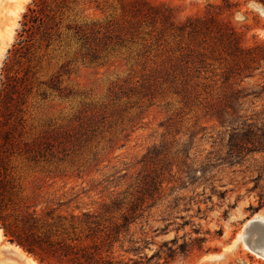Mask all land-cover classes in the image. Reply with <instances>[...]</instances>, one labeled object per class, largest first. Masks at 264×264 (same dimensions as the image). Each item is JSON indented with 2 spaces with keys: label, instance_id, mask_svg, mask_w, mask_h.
I'll list each match as a JSON object with an SVG mask.
<instances>
[{
  "label": "rangeland",
  "instance_id": "obj_1",
  "mask_svg": "<svg viewBox=\"0 0 264 264\" xmlns=\"http://www.w3.org/2000/svg\"><path fill=\"white\" fill-rule=\"evenodd\" d=\"M33 1L24 4L12 39L6 45L0 40V193L5 196V226L21 233L22 220L35 210L55 223L54 230L62 224L68 227L72 217L102 212L138 178L146 153L165 144L171 177L165 175L167 183L153 208L129 226L114 248L93 250L112 264H146L145 257L151 256V264H264L241 236L250 220H264V61L252 63L251 77L242 83L232 80L230 86L221 84L215 63V76L206 75L202 104L191 110L180 111L171 97L152 103L135 97L128 101L112 94V86L127 79L132 65L123 52L105 66L88 64L72 32L49 46L36 43L30 50L33 55L21 49V24ZM146 1L172 8L180 20L204 15L215 6L220 18L238 32L243 48L264 42V0ZM13 3L0 0V28ZM68 3L63 25L101 22L105 17L101 0ZM108 106L124 111V124L113 127L118 141L112 148L109 134L100 142L99 161L93 167L83 166L87 153L52 165H34L17 156L23 147L15 142L18 131L37 135L48 128L63 129L79 111ZM19 116L25 130L18 124L13 127ZM130 119L134 122L128 123ZM121 128L126 131L121 133ZM0 230V257L20 261L3 249L6 243L42 264L10 242L1 223ZM51 264L71 262L57 255Z\"/></svg>",
  "mask_w": 264,
  "mask_h": 264
},
{
  "label": "trees",
  "instance_id": "obj_2",
  "mask_svg": "<svg viewBox=\"0 0 264 264\" xmlns=\"http://www.w3.org/2000/svg\"><path fill=\"white\" fill-rule=\"evenodd\" d=\"M101 2L104 5L100 10L105 15L101 22L63 25L69 10L68 0H34L33 7L23 16L19 33L21 49L29 54L36 43L49 46L52 41L72 32L81 44L82 59L88 64L105 66L113 55L122 52L127 55L128 63H132L129 75L112 86L114 97L120 95L128 101L135 97L148 103L171 97L181 106L180 111L202 104L206 75L215 76L212 68L215 63H219L221 84L230 86L232 80L240 79L242 83L251 77L252 63L264 61V42L255 48H243L236 29L220 18L215 6L210 5L204 15L180 20L172 8L152 5L146 0ZM253 52H257L255 57L249 58ZM21 79L17 76L16 80ZM136 104L132 103L133 107ZM123 112L109 109V106L90 107L79 111L63 129L48 128L37 135L18 131L15 142H22L23 147L18 148L17 156L34 165H52L87 153L88 160L83 166L93 167L99 161L98 145L106 135L111 136L107 140L109 148L118 141L112 129L119 124L123 126ZM215 116L219 120L224 117L218 112ZM23 123L19 116L13 127L18 124L25 130ZM125 131L121 128V133ZM168 155L165 144L149 150L141 161L142 172L138 178L105 205L102 212L72 217L68 227L62 224L56 230L53 229L55 223H49L35 210L22 220L21 233H12L4 224L2 203L5 196L0 193V223L5 236L42 264H51L57 255L71 264H112L109 260L103 261L93 248H114L129 226L153 208L167 183L165 175L171 177ZM58 222L61 223V219ZM153 258L145 257V263L151 264Z\"/></svg>",
  "mask_w": 264,
  "mask_h": 264
},
{
  "label": "bare ground",
  "instance_id": "obj_3",
  "mask_svg": "<svg viewBox=\"0 0 264 264\" xmlns=\"http://www.w3.org/2000/svg\"><path fill=\"white\" fill-rule=\"evenodd\" d=\"M27 1L28 0H14L12 9H10L8 19L6 23L3 24L2 27L0 28V40L3 44L6 45V43L12 39L17 20L19 19L20 13L23 10V6ZM2 241H3V236H2V231L0 230V242ZM3 247H4L3 249L12 251L14 254H16L20 261L10 260V259L5 260L6 258L3 259L2 257H0V264H37L30 257L26 256L25 253L22 252L19 248L13 247L6 243L4 244Z\"/></svg>",
  "mask_w": 264,
  "mask_h": 264
},
{
  "label": "water",
  "instance_id": "obj_4",
  "mask_svg": "<svg viewBox=\"0 0 264 264\" xmlns=\"http://www.w3.org/2000/svg\"><path fill=\"white\" fill-rule=\"evenodd\" d=\"M241 236L249 249L264 259V221L260 219L250 220L245 225Z\"/></svg>",
  "mask_w": 264,
  "mask_h": 264
}]
</instances>
